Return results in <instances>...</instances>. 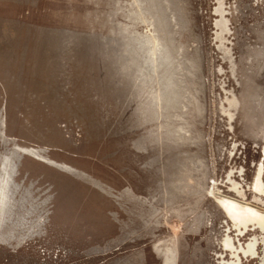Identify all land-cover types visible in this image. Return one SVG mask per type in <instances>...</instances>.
Segmentation results:
<instances>
[{"label":"rangeland","instance_id":"obj_1","mask_svg":"<svg viewBox=\"0 0 264 264\" xmlns=\"http://www.w3.org/2000/svg\"><path fill=\"white\" fill-rule=\"evenodd\" d=\"M231 203L264 216V0H0V264H264Z\"/></svg>","mask_w":264,"mask_h":264},{"label":"bare ground","instance_id":"obj_2","mask_svg":"<svg viewBox=\"0 0 264 264\" xmlns=\"http://www.w3.org/2000/svg\"><path fill=\"white\" fill-rule=\"evenodd\" d=\"M225 212L232 219V221L234 220L240 223L250 222L258 226V228H264V216L254 212L253 210H250L249 212L242 211L237 205L231 203L226 205Z\"/></svg>","mask_w":264,"mask_h":264}]
</instances>
